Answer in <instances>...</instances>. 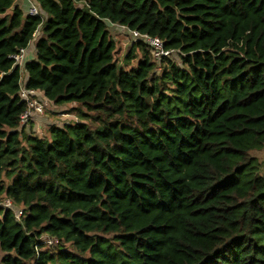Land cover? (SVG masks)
<instances>
[{"label":"trees","instance_id":"16d2710c","mask_svg":"<svg viewBox=\"0 0 264 264\" xmlns=\"http://www.w3.org/2000/svg\"><path fill=\"white\" fill-rule=\"evenodd\" d=\"M34 1L0 0V264H264V0ZM22 82L88 121L27 133Z\"/></svg>","mask_w":264,"mask_h":264},{"label":"rangeland","instance_id":"374dc122","mask_svg":"<svg viewBox=\"0 0 264 264\" xmlns=\"http://www.w3.org/2000/svg\"><path fill=\"white\" fill-rule=\"evenodd\" d=\"M107 29L110 32V34L113 36L115 43H116V50L114 53V58L116 62L120 64H124L125 63L123 61L124 56L127 54H130L131 59L129 61V65L134 66L137 62V59L140 58L141 53L138 47H135L134 49L132 48L133 36L131 32L129 31V29L121 28L119 25L113 24L110 22H107ZM163 45H164V42H163ZM29 46L33 47V43L30 42ZM169 49H172V48H169ZM169 58H170L169 60L178 61L179 51L176 49H173V52ZM166 59L167 58L164 57L161 60V62L158 65H156V68H155L156 74H159L161 72V65L165 63L164 61ZM43 105H44L43 115L39 116L40 117L39 120L38 121L35 119L30 120L28 124L24 125L25 131L27 133H31L38 137H47L48 136L47 130H48L49 125L51 124L61 126L65 122H74L75 120H78V119L88 121V119H84V116L81 115V111L85 112L86 110L78 109L75 103H65L62 105H57V104L52 103L50 100H46V102L43 101ZM4 199L5 198L2 195H0V203H3ZM48 240H52V238H49L46 236L43 238V242L46 245L43 248H46L47 246L53 244L55 241L53 239L54 241H51L50 243H48Z\"/></svg>","mask_w":264,"mask_h":264},{"label":"built area","instance_id":"2783aa9c","mask_svg":"<svg viewBox=\"0 0 264 264\" xmlns=\"http://www.w3.org/2000/svg\"><path fill=\"white\" fill-rule=\"evenodd\" d=\"M27 14L28 15H39L40 10L36 5L35 1L29 0L28 7H27ZM121 28H126L125 26L119 25ZM133 36V39H140L143 41L151 55L152 60L158 65L161 60L166 57L169 58L173 52V49L165 48L160 39L157 36H150L147 33H138L135 30H129ZM40 35L39 29H37L33 35L34 41ZM27 51L26 48H19L18 52L12 54L10 57L14 60V64L18 65L21 69L23 68V64L26 60L25 52ZM18 95L21 100L26 103V108L20 113L19 115V125L24 126L28 124L30 120H34L36 117L43 115V101L46 102V98L43 96L42 92L33 89L27 88L25 86V82L21 83L19 86ZM1 206L4 208L12 209L16 218H19L21 215V209L16 207L13 202L9 198H5L3 203H0ZM52 240H48L50 243Z\"/></svg>","mask_w":264,"mask_h":264},{"label":"crops","instance_id":"0c3cea01","mask_svg":"<svg viewBox=\"0 0 264 264\" xmlns=\"http://www.w3.org/2000/svg\"><path fill=\"white\" fill-rule=\"evenodd\" d=\"M34 1V0H31ZM15 2L19 5V7L24 11V14L27 13V7H28V2L29 0H15ZM31 43H33V47L28 46L27 51L25 52V56H26V60L28 59H33L35 56V40L31 41ZM23 70V69H22ZM22 74H24L22 72ZM39 116L35 118V120H39Z\"/></svg>","mask_w":264,"mask_h":264},{"label":"clouds","instance_id":"9594fccd","mask_svg":"<svg viewBox=\"0 0 264 264\" xmlns=\"http://www.w3.org/2000/svg\"><path fill=\"white\" fill-rule=\"evenodd\" d=\"M27 14V13H26ZM41 14V13H40ZM161 39V38H160ZM136 40V39H133V41ZM140 40V39H139ZM143 42V41H142ZM165 47V46H164ZM166 48V47H165Z\"/></svg>","mask_w":264,"mask_h":264}]
</instances>
